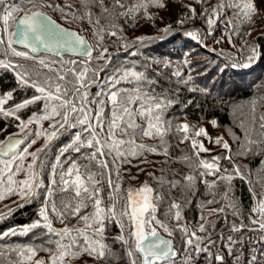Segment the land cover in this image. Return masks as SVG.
Returning <instances> with one entry per match:
<instances>
[{"label": "snow or ice", "instance_id": "1", "mask_svg": "<svg viewBox=\"0 0 264 264\" xmlns=\"http://www.w3.org/2000/svg\"><path fill=\"white\" fill-rule=\"evenodd\" d=\"M25 4H31L32 8H26ZM91 4L99 6L104 13H108L107 17H98L95 20L98 41H102L104 35L117 36V31H108L101 25V19H110L112 14L128 16L137 11H146L150 6L157 8L165 6L162 0H137L132 7H128L122 0H113L111 10L104 7L103 0H91ZM260 5H264V0H259L258 3L254 0H218L210 14L205 10L199 15L206 21L207 35L212 36L214 26L223 20L229 11H232L233 16L240 23H249L254 16L259 15ZM40 7L62 11L65 18L69 15L73 20L76 18L75 12L71 11V4L62 7L41 2V0H21L20 4H17L15 0H0V46H3L5 54L4 58H0V69L11 71L14 74L18 88H31L36 93L14 103L12 107H6V105L13 100L17 89L0 93V115L12 117L19 122L17 127L21 133H25L24 140L28 139L26 130H29L30 125H39L41 121H51L47 129L38 128L31 131V135L37 139L44 137V144L41 148L30 152L29 147L36 143V139H32L31 144L24 147L18 154H13L10 160H0V164L3 165L0 168V177L6 176L7 180L6 184L4 180H0V185H3V189H0V200L5 198V193L17 194L24 203H30L38 197L40 190L45 188L43 181L39 179L41 169L45 167L41 153L60 135L69 130L78 128L80 130L74 131L70 142L60 148L59 154L55 157L56 163L51 164L50 180L47 192L43 196V203L38 210V219L0 233V237L27 235L35 229H46L47 234L56 237L52 242L54 247H28L18 250L21 257L31 261L37 251L44 250L51 253L47 261L37 259L35 264H67L69 260L80 257L82 254L103 262L112 256L111 249L105 242V232L110 224L115 223L120 229V234L115 239L124 246L128 264H177L178 260L179 264H200L201 255H205L207 264H213V261L225 264V257L218 251L215 253L212 251L216 241L211 239L209 228L214 230L215 225L208 216L202 214L198 228L190 230L186 224L181 223L184 219L182 203L171 200L168 211L165 213L168 222L157 219L158 203H163L169 194L163 191V186L168 183L169 189L178 188L181 186V181L166 182L162 177L158 178L149 173L159 181L161 188L154 189L148 183H144L135 190V195L133 190L129 189L124 206L118 207L119 201L115 194L119 192L120 185L113 181L111 173L118 170L119 164H130V157L135 158L145 151L153 153L157 151V146L137 143L141 136L159 137V146L164 148L163 154L167 156L168 150L164 147V137L169 132H177L183 136L181 143L191 142V148L197 157L196 170L203 169L198 174L200 176L218 175L221 171L219 163L221 157L213 155L210 159H205L200 154L212 150L205 146V140L231 152L229 142L222 136L211 137L205 127H198L187 120L179 124L166 120L164 113L176 103V100L163 93L156 95L153 88H144V85L155 86L157 81L149 79L145 71L136 70L134 62L131 66L123 64L113 68L112 75L106 78L107 82L103 83L101 90L97 91L95 96H91L89 88L102 81L101 74L111 63V54L107 48L101 49L99 43L94 49L84 36L61 27L43 11L32 10ZM83 7L90 8V4L84 3ZM188 7L192 17L195 18L196 9ZM85 15L90 21L93 19L90 10ZM80 18L84 19V16ZM178 23L183 24L184 20L181 19ZM112 27L115 28V25ZM164 31L167 33L171 29ZM238 32L239 24L229 17L225 26L228 43H233L232 36ZM185 35L196 41L204 39L200 30L187 31ZM247 35L251 36V33ZM262 38H264V32H262ZM146 39L151 38L138 37L137 41L142 44ZM14 45H23L26 50H18ZM125 47L127 49L131 45ZM40 49L46 52L64 49L84 59L64 61L61 58L47 61L30 54L37 53ZM243 50L248 53L244 63L233 62L225 67L248 69L259 59H264V44L245 43ZM9 53L11 56L33 61L38 67H34L33 64L25 65L14 62L8 57ZM131 55L136 56L137 52H132ZM93 60L103 61V63L93 64ZM156 63L162 62L156 61ZM163 63L165 68L171 66L170 62ZM183 65L185 68H191V59H185ZM220 71L223 72L224 69L221 68ZM171 75L178 78V84L183 83L185 86L193 80L191 74L184 79L179 66ZM121 82H135L139 86L122 89L117 87ZM188 91L205 92L206 89L193 86L188 87ZM39 102L43 105L39 112H33L27 120L21 119L19 113L23 109ZM108 105L111 106L110 117L105 114V108ZM258 122L261 130H264V115L259 118ZM210 123L216 126L215 120ZM24 140L17 138L14 134L13 137L7 138V143L0 142V155L8 156L17 146L24 143ZM259 145H264V139L257 141L249 138L247 144L241 147L243 153H248L252 151L253 146ZM84 148L89 150L84 156L87 163L81 165L71 160L65 171L62 165L64 154L70 151L80 153ZM26 157L31 158L27 164L24 163ZM223 159L231 161L232 156L228 155ZM184 160L190 162L191 157L185 156ZM92 167L97 168L98 171H92ZM19 173H24V179H14ZM224 173V175H218V178L226 182L227 191L223 198L228 203L226 206L210 209L209 215L224 213L226 208L231 209L233 215L238 214L235 200L229 195L232 188L231 181L236 177L245 180L246 177L241 166L235 163L232 164L231 170L225 169ZM105 180L108 188L112 189L109 196L113 203L110 206L104 205L101 195L102 181ZM183 180L187 182L183 186L191 188L195 176L185 175ZM247 182L251 183L250 180ZM249 191L256 200V204L251 208L252 215L249 217L251 224L256 227L249 230L264 233V193L257 194L252 189ZM57 192L60 193L59 202L53 199ZM136 196L142 197V201H138ZM207 203L211 205L216 201L213 199ZM18 206L23 207V204ZM89 206L92 211L80 215L81 210ZM13 211L14 209L10 208L6 214H0V220L6 219ZM76 216H79L78 224H83V227L69 226L64 223L65 220ZM52 217L60 220L64 226L60 229L55 228ZM245 227L243 223L239 227L233 224L230 233L239 232ZM160 230L166 236H162ZM177 233H179V246L177 245ZM205 233L208 235H202ZM219 238L223 241V234ZM237 243L245 244L244 237L237 241L231 234L227 236V243L224 247L228 255H234ZM248 243L264 245V234L259 236L258 241L249 239ZM233 264H264V247L242 248L239 254L234 255Z\"/></svg>", "mask_w": 264, "mask_h": 264}, {"label": "trees", "instance_id": "2", "mask_svg": "<svg viewBox=\"0 0 264 264\" xmlns=\"http://www.w3.org/2000/svg\"><path fill=\"white\" fill-rule=\"evenodd\" d=\"M15 2L20 4L21 0H15ZM52 2H54L53 5H61L62 7L68 4L72 5L71 11L76 14L74 20L71 15L65 18L64 12L55 11L53 8H50V13L55 18L67 23L69 26L81 25L90 30L86 26V24L90 23L97 29L95 24L96 18L108 16V13H104L99 6L91 4V0H61V2L52 0ZM122 2L126 3L128 7H132L137 3V0H122ZM258 2L259 0L256 3ZM84 3H89L90 8L83 7ZM217 3L218 0L195 2L194 8L197 13L195 18L192 17L191 13V15L188 14V19L190 20H184L183 24L178 23V21H165L162 25L154 23L152 26L147 25L143 27L146 29L143 32L138 31V29L144 25L143 22L145 20H148V16H151L152 13H149L151 6L146 11H137L128 16L112 14L110 19H101V25L108 31H117V36H103V46L111 51L112 60L101 74L102 81L92 85L89 88V93L91 96H95V93L101 90L103 83L107 82L106 78L112 75L113 68L123 64L131 66L134 62L136 70L145 71L149 79L157 81L155 86L144 85V88H153L156 95L163 93L164 95L172 96L176 100V103L164 113L166 120L174 121L176 124L187 120L191 124L200 127L204 121L211 119L216 121L217 128L224 130L231 147V152L223 150L216 154L221 157L219 162L221 171L218 175H224V170H231L232 164L235 163L241 166L246 177L245 180L236 177L231 181L232 188L229 195L235 200L236 207L238 208L237 215H233L232 210L227 208L224 213L209 215L210 209L227 205L228 201L223 198L224 193L227 191L226 182L221 181L218 175L200 176L198 174L203 169L196 170L197 157L193 153L191 142L185 141L181 143L180 141L183 139V136L177 132H169L164 137V147L168 150L167 156L163 154L164 148L159 146V137L149 138L141 136L137 140V143L157 146V151L155 153L145 151L135 158L130 157V164H119L118 170L111 173L113 181L120 185L119 192L115 194L119 201L118 207L123 206V200L127 198L129 189L133 190L144 183H148L154 189H160L161 185L159 181L154 179L153 176L162 177L166 182L181 181V186L178 188L169 189L168 183H165L163 186V191L169 194L163 203H158L156 211L157 219L167 223L168 217H166L165 213L168 211L169 201L176 200L181 202L183 205L182 215L184 217L181 223L186 224L190 230H195L201 222V215L208 216L215 225L214 230L211 227L209 228L211 239L216 241L215 245L224 247L229 234L237 241L246 234H252L258 238L264 234L252 231L248 232L247 230L254 226L251 224L249 217L252 215L251 208L256 204V200H254L249 189L254 190L257 194L264 193V163H262L264 161V145L253 146L252 151L248 153H243L241 147L247 144L249 138L257 141L264 139V130H261L258 122L259 118L264 115V59H259L248 69L225 67V65H230L233 62L244 63L248 53L243 50V45L245 43H255V40L247 35L249 32L251 33L250 24H252V20L249 23H240L233 16L232 11H229L227 16L214 26L213 35L208 36L206 33V21L199 14L205 12V10L210 14L212 7ZM103 5L111 10L113 8V0H103ZM24 6L28 9L32 8L31 4H25ZM89 10L93 14L91 21L85 15ZM259 12L264 16V5L259 6ZM81 16H84V19H81ZM229 17H232L234 22L239 24L238 34L232 36V41L235 42L237 38L239 40L238 43L214 46L212 43L213 38L215 40L222 39V37L227 38L225 26ZM112 25H115V28ZM165 29H171V31L165 33ZM195 30H200L201 36L204 37L203 40H192L185 35L187 31ZM138 37H148L151 39H146L141 44L137 41ZM257 38L259 44H264L262 33ZM126 45H131V47L126 49ZM96 47L93 45L94 49ZM16 48L18 50H26L24 48ZM132 52H137V55L132 56ZM95 54L94 52L93 55L95 56ZM4 56L3 46H0V58H4ZM65 56L74 58L72 55H62L61 58ZM8 57L18 63L23 60V58L11 56L10 53ZM188 58L192 61L191 68H185L183 65V61ZM80 59L84 58L80 57L76 60ZM156 61H161L162 63H156ZM163 62H170L171 66L165 68ZM92 63L101 64V62L96 61H92ZM23 64L29 65L28 63ZM149 65L151 66L148 67ZM177 66L182 70L184 79H187L189 74L193 76V80L188 86H185L183 83L178 84V78L171 75ZM221 68L224 69L223 72L220 71ZM138 86L135 82H121L117 87L132 89ZM193 86L198 89L204 88L206 91H188V87ZM12 89H17V91L14 94L13 100L9 101L8 105H6L8 107H12L14 103L36 94L34 90L29 92L27 89L18 88L14 74L11 71L0 69V93ZM39 103L33 104V106H37ZM105 114L110 117V105L106 106ZM19 115L22 116V113H19ZM13 119L12 117L0 115V128H12L11 121ZM79 130V128L69 130L70 137L67 139H54L45 151L41 153L45 161V167L41 169L39 179L43 181L45 188L41 189L40 195L30 203H24L21 200L14 206L12 208L14 211L11 215H8L6 219L0 220V233H4L11 228L32 223L38 219V210L43 203V196L47 192L50 180L51 164L56 163L55 157L59 154L60 148L70 142L74 131ZM88 152L89 150L84 148L80 153L72 151L65 153L62 157V165L65 171L68 162L71 160H75L81 165L87 163L84 156ZM228 155L232 156L231 161L223 159V157ZM185 156L191 157V161L186 162L184 160ZM200 156L205 159L211 158V156ZM109 160H111V157H109ZM92 171H98V169L92 167ZM149 173H152L153 176H150ZM185 175L195 176L191 188L183 186L187 184L183 180ZM249 180L251 183L247 182ZM102 186L103 191L101 195L104 205L110 206L113 203V200L109 196L112 189L108 188L106 180L102 181ZM59 197L60 193L57 192L53 196V199L59 202ZM213 199H215L216 203L209 205L207 201ZM20 204H23V207H19L18 205ZM90 211H92L91 206L82 209L80 215H84ZM52 219L53 224L64 225L55 217H52ZM78 220L79 216H76L65 220L64 223L69 226L74 224L81 227L80 225L83 224H78ZM126 220L125 218V223H127ZM242 221H244L246 227L242 228L239 232L230 233L232 225L235 224L239 227ZM160 231L165 234L162 230ZM119 234L120 229L115 223L110 224L105 232V242L109 245L112 252L109 260L100 262L89 257L87 254H83L81 264H85L86 262L89 264H128L124 246L115 239ZM221 234L224 236L223 241L219 238ZM55 239L54 235L46 233V229H35L27 235L17 234L0 237V263H2V260H6V264H19L18 250H20V244L53 248L54 244L52 242ZM13 244H16V246ZM177 245L179 246V233H177ZM238 245L239 243L235 245L234 251L237 250ZM261 247H264V245L261 244ZM46 252L49 253V251Z\"/></svg>", "mask_w": 264, "mask_h": 264}, {"label": "rangeland", "instance_id": "3", "mask_svg": "<svg viewBox=\"0 0 264 264\" xmlns=\"http://www.w3.org/2000/svg\"><path fill=\"white\" fill-rule=\"evenodd\" d=\"M56 1L61 2V0H56ZM42 2L51 3V4L54 3V2H52V0H50V1L44 0ZM162 2L165 5L164 7H160V8H157L156 6L150 7L149 13H152V14H151V16H148V20H145L143 22L144 25L141 28H139L138 31L143 32L144 30H146L143 27H146L147 25L152 26V25H154V23L157 25H162L165 21H179L181 19L186 20V21L190 20V19H188L189 18L188 14L191 15V11L189 10L188 6H191L192 8H194L195 2H197V0H162ZM254 2H257V0H254ZM39 9L50 13V8L41 7ZM63 23L68 25L65 22H63ZM250 25H251V37L255 40V43H258L257 42L258 41L257 36L260 33L264 32V16L261 15L259 12L258 16H254L252 18V24H250ZM70 26H74V27L78 28L80 30V32L87 35L90 38L93 45L97 46V44L99 43L101 49L106 48L103 46V41H98L97 29L94 25H92L90 23L86 24V26L89 27L90 30L88 28L82 27L81 25L80 26L70 25ZM93 26L95 27V31L93 30L94 29ZM93 31H94V33H93ZM95 32H96V34H95ZM217 41H219V42H217ZM238 41L239 40L236 38V41L233 43H238ZM212 43L214 46L221 45V44H225V45L230 44V43H228L227 38H222L219 40H217V39L215 40V38H213ZM108 52L112 55V53H111V51H109V49H108ZM72 58L73 57H70V56L63 57V59L65 61H69ZM74 59L76 60L77 58L74 57L72 60H74ZM93 61L101 62V63L103 62V61H97V60H93ZM211 121H212L211 119L204 121L200 127H205L207 132L209 133V135L213 138L222 136L225 140H227L224 130L217 128L216 126H212L210 123ZM45 127H46V125L44 123L41 130H43ZM200 139H204V138H200ZM2 141L3 140H0V142H2ZM29 144H31V140H27L22 147H20L17 151L12 153L9 157H1L0 156V160H10L13 154H18L19 152H21L23 150L24 147L28 146ZM43 144H44V139H36V143L31 144V147H29V151L30 152L36 151L37 149L41 148L43 146ZM205 146L210 147L212 150H211V152L201 153L200 155H202V156H213V155L218 154L220 151L224 150L222 147H220L214 143H210L208 140H205ZM225 151H227V150H225ZM30 160H31L30 157H26L24 163L27 164L28 162H30ZM2 167H3V165L0 164V168H2ZM14 179H16V180L24 179V173L17 174L14 177ZM0 180H4L5 184L7 183L6 176L0 177ZM140 187L141 186H138V187H135L133 189L134 195H135V190L139 189ZM0 189H3V185H0ZM135 198L138 201H142V197L136 196ZM126 199L127 198H125L123 200V206L126 202ZM21 200L22 199L17 194L5 193V198L0 200V214L8 212V210L10 208L12 209ZM242 223L245 225L244 221H242ZM53 225H54V227H56L58 229H60L64 226V225L59 226L58 224H53ZM70 226H76V225L71 224ZM80 226L83 227V225H80ZM253 227H256V226L254 225L251 228H253ZM249 229H247L248 232H250ZM125 231L127 232V228L125 229ZM13 245L16 246V244H13ZM19 247H20V250H22V249H26L28 247H33V246L30 244H27V245H25V244L21 245L20 244ZM50 254H51L50 252L47 253L46 251L43 252V250H39L36 252L35 256H33L31 261H27L25 258L21 257L20 254H18V258H20L19 264H35V261L37 259H40V256L43 257V260L47 261ZM82 255L80 257L75 258V259L69 260L67 262V264H81V261H83V260H81ZM0 264H6V260H2V263H0ZM85 264H89V263L86 262Z\"/></svg>", "mask_w": 264, "mask_h": 264}, {"label": "flooded vegetation", "instance_id": "4", "mask_svg": "<svg viewBox=\"0 0 264 264\" xmlns=\"http://www.w3.org/2000/svg\"><path fill=\"white\" fill-rule=\"evenodd\" d=\"M34 56H36L38 59L42 57V58H44L47 61H55V60L61 59V56H54V55L46 54V53H41V54L34 55ZM62 59H63V57H62ZM19 63H26V64L28 63L29 65L33 64L34 67H38V65H34L33 61H28V60H24V59L21 60ZM22 89H27L29 92L33 90L31 88H22ZM42 106H43L42 103H39L37 106H33V104H32V105L28 106L27 108L23 109L20 112V113H22L21 119L27 120L32 115L33 112H39L40 109L42 108ZM6 107H8V106H6ZM1 122H3V121H1ZM11 123H12L13 126L10 129H7V127L0 128V140H5L9 136H13L14 134L24 138L25 133H21L20 129L17 127V124L19 122L17 120L13 119L11 121ZM44 123L46 125V127L44 129H47L48 125H49V123H51V121H46V122L45 121H41L39 125H35V124L34 125H30L29 126V130H26V133L28 134V139L27 140L37 139L35 136L31 135V131H35L38 128L42 129V126H43ZM69 137H70V135L67 132V133H64L63 135H60L58 138L67 139ZM38 139H44V137H40Z\"/></svg>", "mask_w": 264, "mask_h": 264}, {"label": "water", "instance_id": "5", "mask_svg": "<svg viewBox=\"0 0 264 264\" xmlns=\"http://www.w3.org/2000/svg\"><path fill=\"white\" fill-rule=\"evenodd\" d=\"M32 10L43 11V10H41V9H32ZM43 12H44L46 15L51 16V18H52L53 20H55L56 23H57L58 25H60L61 27L65 28V29H68V30H71V31H75V32H77L79 35L84 36L85 39L88 41V43H89L90 45L93 46V44H92L90 38H89L87 35H85V34H83L82 32H80V30H79L78 28L73 27V26H68V25H66V24H64V23H62V22H60L58 19H56V18H55L54 16H52L50 13L45 12V11H43ZM15 46H16V47H19V48H24L23 45H15ZM40 53L51 54V55H54V56H60V55L69 54V55H73V56L79 57L76 53L69 52V51H66V50H64V49H57V51H55V52H46L44 49H40L37 53H31V54H32V55H38V54H40ZM13 136H14V135H13ZM13 136H9V137H13ZM9 137H8V138H9ZM17 138H20V139L24 140V138H22L21 136H17ZM3 142H4V143H7V139H5ZM24 142H25V140H24ZM23 144H24V143H22L21 145L17 146V148H16L13 152H15L17 149H19ZM13 152H10L9 155L12 154ZM9 155H8V156H9ZM0 156H2V155H0ZM2 157H7V156H2ZM160 234H161L162 236H166V235L163 234L161 231H160ZM40 259H43V257L40 256Z\"/></svg>", "mask_w": 264, "mask_h": 264}, {"label": "built area", "instance_id": "6", "mask_svg": "<svg viewBox=\"0 0 264 264\" xmlns=\"http://www.w3.org/2000/svg\"><path fill=\"white\" fill-rule=\"evenodd\" d=\"M244 239H245V244H239V247L236 251L235 254H239V252L241 251V249H250L251 247H260V244L259 243H256V244H252V243H248V240L251 239L253 241H258V239L254 236H250V235H246L244 236ZM219 246L218 247H214L212 250H214L215 252H217L219 249ZM234 255L233 256H230L228 258H225V264H233V260H234ZM181 257H182V254H181ZM199 261H200V264H207V260H206V257L205 255H201L199 257ZM177 264H179V260L177 261ZM213 264H218V262H215L213 261Z\"/></svg>", "mask_w": 264, "mask_h": 264}]
</instances>
